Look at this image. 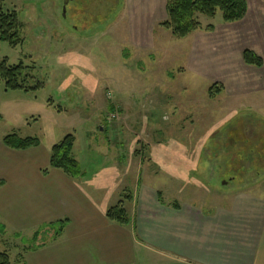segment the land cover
Returning a JSON list of instances; mask_svg holds the SVG:
<instances>
[{
  "label": "rangeland",
  "instance_id": "obj_1",
  "mask_svg": "<svg viewBox=\"0 0 264 264\" xmlns=\"http://www.w3.org/2000/svg\"><path fill=\"white\" fill-rule=\"evenodd\" d=\"M64 1L3 3L16 11L23 42L14 47L0 42V61L6 58L10 65L22 63L25 86H38L36 90H7L0 83V181L11 178L10 165L20 159L18 150L3 144L5 136L36 137L40 142L36 148L41 146L37 152H42L72 134V151L75 148L76 155L87 157L86 167L99 165L105 173L111 168L119 176L126 172L118 182V194L111 191L117 175L115 180L112 176L104 180L100 188L109 203L118 197L115 205L121 202L130 220L141 209L148 211L150 220L154 215H171L165 208H154L148 198L144 208L137 202L141 188H152L159 180L158 196L163 203L169 201L166 207L173 209L171 191L164 195L161 189L162 182L174 176L168 168L174 166L176 155L171 158L170 152L179 150L188 156L203 150L199 159L178 160L180 166H199L197 177L228 188L226 183L234 179L220 166L227 155L222 132L241 121L246 137L264 139V122L259 123L252 113H241L229 123L230 129H217L226 117L223 105L229 109L224 99L230 100L220 95V83L234 80V76L246 78L239 69L240 64L245 66L244 49L254 50L264 62V15L250 10L247 20L237 22H225L220 12L212 19L200 16V29L177 38L161 25L165 14H150L148 9L123 14V0ZM208 25L213 30L206 29ZM234 140L233 136L230 142L236 145ZM217 151L220 157L213 159ZM249 165L242 162L244 175L235 176L236 183L261 177L254 175L255 169L249 170ZM10 184L4 191L12 188ZM199 184L192 185L201 194ZM149 190L155 194L154 189ZM149 224L154 228L153 222ZM1 226L0 250L9 252L17 263L18 256L34 245L37 237L31 242L32 227L21 230L19 238L13 232L2 235ZM36 227L40 229L36 236L41 235L45 243L52 241L46 233L49 228ZM141 242L149 246L144 245L146 261L141 264H155L153 246Z\"/></svg>",
  "mask_w": 264,
  "mask_h": 264
},
{
  "label": "crops",
  "instance_id": "obj_2",
  "mask_svg": "<svg viewBox=\"0 0 264 264\" xmlns=\"http://www.w3.org/2000/svg\"><path fill=\"white\" fill-rule=\"evenodd\" d=\"M247 3V13L240 21L248 19L250 10L264 15V0H247ZM165 5L166 0H123L122 12L139 13L148 9L150 14L159 12L166 17ZM263 65L240 64L239 69L246 78L234 76V80L220 83V95L230 100L224 99L229 109L225 107L227 104H222L226 117L218 123L217 129H230L227 128L229 123L241 113H252L259 123L264 122ZM40 147L18 150L20 159L10 165L11 178L1 180L0 184V216L6 223L0 222L2 235L13 232L12 235L19 238L21 230L32 227L33 242L40 230L36 226L43 225L49 228L46 233L52 237V241L45 243L38 235L32 248L22 251V262L15 264H141L146 261L143 256L146 244L141 241L153 246L155 264L167 261L168 264H264V170L254 172L261 175L256 180L242 184L229 180L228 188H223L197 177L201 167L180 166L178 160L199 159L203 150L188 156L179 150L170 152L169 157L176 155L172 161L174 166L166 168L174 176L169 182H162L161 189L164 195L165 191H171L173 209L166 207L169 201L163 203L158 196L159 180L152 188L142 187L137 202L144 208L150 200L154 208L159 211L165 208L171 215H154L155 220H150L152 216L148 211L141 209L127 225H121L106 217L118 197L114 196L109 203L100 185L111 176L115 180L117 175L118 181L111 185V191L118 194V182L126 175L125 171L119 176L120 173L111 168L105 173L99 165L86 167L87 157L81 153V156L76 155L74 148L72 155L80 164L81 175L70 177L61 170L49 168L50 151L37 152ZM232 172L241 174L237 170ZM108 173L110 176L106 175ZM9 182L12 188L4 191ZM193 182L200 183L201 194L195 192L198 189L193 187ZM149 189H154L155 194ZM64 220L65 226L54 240V230L46 224Z\"/></svg>",
  "mask_w": 264,
  "mask_h": 264
},
{
  "label": "trees",
  "instance_id": "obj_3",
  "mask_svg": "<svg viewBox=\"0 0 264 264\" xmlns=\"http://www.w3.org/2000/svg\"><path fill=\"white\" fill-rule=\"evenodd\" d=\"M4 1L5 0H0V42L8 43L13 47L21 45L23 40L19 36L21 25L17 13L15 10H9L4 7ZM247 9V0H166V18L161 22V25L170 30L174 37L184 38L191 32L201 28L199 21L200 16L212 19L220 12L225 22H237L245 17ZM206 29L213 30V26L208 25ZM242 59L247 65L255 67H261L263 65L262 58L248 49L242 52ZM24 70H26V68L22 63L10 65L6 58L2 59L0 61V83H3L4 88L7 90H36L38 85L34 88L25 86L24 80L27 79V75L24 74ZM222 133L224 134L222 142H224L227 147L224 151L227 155H223L224 159H222V161L220 160L222 162L220 166L224 168L225 175H229L230 178L234 180L237 176L244 175V173H242L244 169L241 166L244 161L250 163L249 170H264L263 137H259L255 141L250 140L246 137V134H244V126L241 121L236 122L233 128ZM233 136L235 138L234 141L237 142L236 145L230 142ZM2 142L7 148L14 150H27L37 147L40 144L36 137L21 138L16 134L5 136ZM229 143L230 146L228 149ZM73 144L74 136L72 134H67L60 142L52 145L49 154V168L61 170L70 177L80 176V164L72 155ZM232 147H234V149ZM221 149L223 148H220V151H222ZM254 151L256 152L254 153ZM211 157H213V159L219 158V151H217L216 155H212ZM233 170H237V172L241 174H234L232 172ZM46 171L47 168L44 169L43 172L45 173ZM235 176L236 178H234ZM241 181L242 180H240V182ZM1 183L2 181H0V184ZM106 217L110 221L121 225H127L130 221L125 209L121 206V202L110 207L106 212ZM65 223L66 221L64 220L46 224V226L54 230V240L61 234ZM36 235L37 233L34 235L33 241L36 239ZM29 248H32V245L26 249ZM18 257H20L19 262H22L23 254ZM0 264H15V262L11 259L9 252L0 250Z\"/></svg>",
  "mask_w": 264,
  "mask_h": 264
},
{
  "label": "flooded vegetation",
  "instance_id": "obj_4",
  "mask_svg": "<svg viewBox=\"0 0 264 264\" xmlns=\"http://www.w3.org/2000/svg\"><path fill=\"white\" fill-rule=\"evenodd\" d=\"M67 2H68L67 0L64 1L65 4H67Z\"/></svg>",
  "mask_w": 264,
  "mask_h": 264
}]
</instances>
